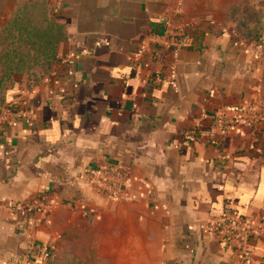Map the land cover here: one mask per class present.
<instances>
[{
  "label": "crops",
  "instance_id": "obj_1",
  "mask_svg": "<svg viewBox=\"0 0 264 264\" xmlns=\"http://www.w3.org/2000/svg\"><path fill=\"white\" fill-rule=\"evenodd\" d=\"M27 3L56 8L64 38L53 70L5 96L30 116L0 117V264H39L44 248V264H237L205 226L227 209L264 219V120L212 115L264 109V44L240 38L224 0H0V28ZM167 18L185 45L135 58ZM99 166L124 171L126 201L88 184ZM249 249L264 264V236Z\"/></svg>",
  "mask_w": 264,
  "mask_h": 264
},
{
  "label": "built area",
  "instance_id": "obj_2",
  "mask_svg": "<svg viewBox=\"0 0 264 264\" xmlns=\"http://www.w3.org/2000/svg\"><path fill=\"white\" fill-rule=\"evenodd\" d=\"M54 15L58 11L53 9ZM187 29L177 19L164 20V30L160 35H147L134 51L135 58H153L162 49H181L186 42ZM22 98H14L4 106L1 118L6 121L25 120L30 116L29 109ZM212 120L216 126L232 128L239 124H257L264 120V109L260 106L238 105L218 109ZM88 184L103 194L109 201H126L129 198V179L117 167L99 166L93 168L88 177ZM29 204L27 208H32ZM21 211V206H15ZM208 236L231 247L237 254V264H251L249 244L251 240L264 236V219H250L234 209L224 210L219 217L212 219L205 226ZM51 248H44L39 253V264H44L51 256Z\"/></svg>",
  "mask_w": 264,
  "mask_h": 264
},
{
  "label": "trees",
  "instance_id": "obj_3",
  "mask_svg": "<svg viewBox=\"0 0 264 264\" xmlns=\"http://www.w3.org/2000/svg\"><path fill=\"white\" fill-rule=\"evenodd\" d=\"M27 14L32 17L27 19ZM253 16V14H252ZM53 10L45 3H27L19 6L0 28V35L8 41L0 51V101L7 105V91L21 78H27L30 87L46 76L57 61V48L64 38L63 27L55 20ZM248 31H239L240 38L264 44V26L252 17ZM239 27V26H238ZM3 99L5 101H3Z\"/></svg>",
  "mask_w": 264,
  "mask_h": 264
},
{
  "label": "rangeland",
  "instance_id": "obj_4",
  "mask_svg": "<svg viewBox=\"0 0 264 264\" xmlns=\"http://www.w3.org/2000/svg\"><path fill=\"white\" fill-rule=\"evenodd\" d=\"M227 3L226 9L227 12L225 13L226 20H229L236 25L237 30L241 31H248L249 28H244V26H248V23L253 24L252 22V14H253V3L255 0H224ZM32 17L31 14H27V19ZM242 24V25H241ZM239 26V27H238ZM5 35H0V51L3 48V45L8 41L4 38Z\"/></svg>",
  "mask_w": 264,
  "mask_h": 264
}]
</instances>
